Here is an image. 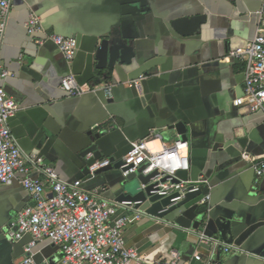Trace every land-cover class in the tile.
<instances>
[{"label": "crops", "instance_id": "crops-1", "mask_svg": "<svg viewBox=\"0 0 264 264\" xmlns=\"http://www.w3.org/2000/svg\"><path fill=\"white\" fill-rule=\"evenodd\" d=\"M264 0H16L2 48L3 65L11 72L5 86L21 106L9 121L25 154L37 153L67 181L83 180L87 190L118 201L123 171H91L83 153L92 146L102 158L123 160L133 141H148L154 151L178 138L190 143L191 169L183 179H208L210 200L188 205L199 229H186L156 215H146L125 229L127 243L148 260L205 264L211 242L199 230L239 249L214 250L222 264H264V175L244 154L264 155V113L250 110L245 92L247 63L231 57L257 31ZM37 15L49 34L77 39L79 49L66 59L45 34L29 35L26 23ZM205 15L192 36H183L172 21ZM109 35L131 41L130 63L99 68L97 51ZM40 40H43L41 43ZM74 74L86 92L70 95L62 79ZM141 76L139 85L129 81ZM112 83L111 93L105 84ZM98 87L96 90L95 88ZM33 178L46 181L33 171ZM34 200L15 180L0 184V264H68L50 241L28 252L33 237L11 241L19 213Z\"/></svg>", "mask_w": 264, "mask_h": 264}, {"label": "built area", "instance_id": "built-area-1", "mask_svg": "<svg viewBox=\"0 0 264 264\" xmlns=\"http://www.w3.org/2000/svg\"><path fill=\"white\" fill-rule=\"evenodd\" d=\"M15 1L0 0V184L19 181L30 192L34 204L27 205L19 213L17 229L9 231L8 238L19 241L26 234L32 235L27 249L30 253L41 241L50 240L62 252L68 264H181L178 254L170 260H148L137 248L128 245L126 227L149 215L137 208L136 202L110 200L98 190L85 189L81 179L64 180L55 168L44 162L42 156L37 153L27 155L22 151L9 123L21 106L6 90L5 83L11 77V72L3 65L1 56ZM256 13L258 27L254 38L243 50L232 51L230 56L246 61L245 92L248 105L251 111L264 113V3ZM26 28L29 35L43 32L45 38L53 41L69 61L75 57L78 50L76 38L47 33L35 14H31ZM142 78L144 76L129 83L139 85ZM61 86L70 95L86 92L74 74L63 77ZM112 86V83L105 84L107 94L111 93ZM190 151L189 141L181 137L173 144L163 143L158 151L150 149L147 140L133 141L130 151L123 158V174L127 177L135 172L148 175L157 171L150 181L153 185L151 193L171 198V204L160 211L166 212L185 199L187 193L198 191L208 183L205 177L193 181L180 176L191 169ZM244 159L253 163L258 175H264V155L254 159L251 154H244ZM110 164L112 161L109 157L98 159L91 166V171L96 172ZM33 171L44 174L46 181L33 178ZM209 198V194L205 195L201 203ZM200 239L213 244V251L207 259L201 253L194 254L195 260L205 264H222L214 254L218 247L224 253L239 249L219 239L206 238L203 234ZM33 262V255L30 254L22 264Z\"/></svg>", "mask_w": 264, "mask_h": 264}, {"label": "water", "instance_id": "water-1", "mask_svg": "<svg viewBox=\"0 0 264 264\" xmlns=\"http://www.w3.org/2000/svg\"><path fill=\"white\" fill-rule=\"evenodd\" d=\"M205 18H206L205 15H198L194 17H183V18L175 19L174 21H172L171 24L172 27L175 29V31H177L179 34L183 36H192L198 31L202 23L205 21ZM130 42L131 41L124 40L115 35H109L108 37L103 39L97 51V59L99 60L98 67L101 68V67L113 66L118 61L130 63L135 55L134 48ZM78 49H79V44H78ZM131 147H132V143H131ZM92 152L95 153L90 158L91 164H94L95 161L98 159H102L101 153L97 152L96 146L90 147L83 154L87 156ZM110 159L112 161V164L104 168H101L94 173H103L108 170H111L114 167L119 168L122 171L125 170L124 168L121 167L124 163L123 160L116 162L114 158H110ZM156 175H157V171L148 175H144L138 172L129 174L125 178V180L120 184L121 193L118 196V201L122 202L129 200L132 202H136L137 203L136 207L146 211L148 214H152L160 218H164L169 222H175L178 226L182 228L191 229L192 227H194L199 229L200 228L199 223L193 222V220L187 214L188 205L193 201H195V203L197 204H200L201 200L205 196L204 193L205 189H203L202 187L198 191L187 193L185 199H183L176 205L172 206L168 211L160 213L162 209H164L166 206L171 204V198L162 197L160 195H154L151 193L153 185L150 184V181ZM135 180H138L140 182L139 186L137 187L133 185ZM98 191L102 192V190L99 189ZM206 191L207 192L209 191L208 193H210L209 188H207ZM209 200L210 198L207 201ZM207 201H205L204 203H206ZM192 232L196 234L198 237H201V235L203 234L206 238H216L213 236H209L205 232L199 230H194ZM211 246L213 248V244H211ZM208 257L209 255L203 256L204 259H207ZM216 259L218 260L217 257Z\"/></svg>", "mask_w": 264, "mask_h": 264}, {"label": "rangeland", "instance_id": "rangeland-1", "mask_svg": "<svg viewBox=\"0 0 264 264\" xmlns=\"http://www.w3.org/2000/svg\"><path fill=\"white\" fill-rule=\"evenodd\" d=\"M139 183H140V182H139L138 180H135L134 183H133V185H134L135 187H137V186H139Z\"/></svg>", "mask_w": 264, "mask_h": 264}]
</instances>
